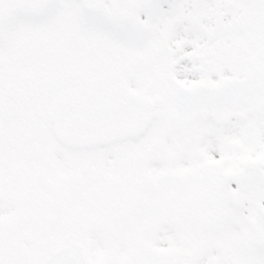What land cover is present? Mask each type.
<instances>
[{
    "label": "snow or ice",
    "instance_id": "obj_1",
    "mask_svg": "<svg viewBox=\"0 0 264 264\" xmlns=\"http://www.w3.org/2000/svg\"><path fill=\"white\" fill-rule=\"evenodd\" d=\"M0 264H264V0H0Z\"/></svg>",
    "mask_w": 264,
    "mask_h": 264
}]
</instances>
